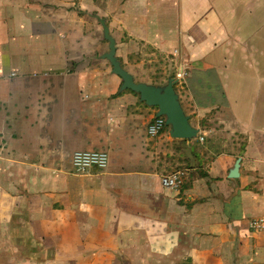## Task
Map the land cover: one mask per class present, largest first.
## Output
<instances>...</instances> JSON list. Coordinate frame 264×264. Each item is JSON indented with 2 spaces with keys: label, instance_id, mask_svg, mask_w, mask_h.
Returning <instances> with one entry per match:
<instances>
[{
  "label": "crops",
  "instance_id": "obj_1",
  "mask_svg": "<svg viewBox=\"0 0 264 264\" xmlns=\"http://www.w3.org/2000/svg\"><path fill=\"white\" fill-rule=\"evenodd\" d=\"M130 6L139 41L187 53L198 137L150 135L158 108L118 75L67 73L94 0H0V264H264V0ZM76 154L109 163L78 172Z\"/></svg>",
  "mask_w": 264,
  "mask_h": 264
},
{
  "label": "rangeland",
  "instance_id": "obj_2",
  "mask_svg": "<svg viewBox=\"0 0 264 264\" xmlns=\"http://www.w3.org/2000/svg\"><path fill=\"white\" fill-rule=\"evenodd\" d=\"M94 2L99 9H94L88 14L81 10V15L84 18L83 34L81 31L77 33V36L82 38V42L91 46V53L86 51L81 56V53L78 52V56L72 60L67 68V73L109 77L115 74L112 71L110 61L102 57L104 53L109 51V41L104 38L103 27L96 18V14L100 15L101 12L111 28V34L117 40V56L123 66L134 75L137 82L165 85L171 77L178 79L177 84L181 79H184L189 71V62L186 60L187 53L185 51L156 50L147 40L141 39L139 41L137 37L132 35L133 29L130 25L131 0H94ZM123 3L125 18L117 22V8ZM80 5L81 3H77L76 6L79 7ZM80 29L79 27L77 30ZM206 139L208 138L206 137ZM206 139L197 141L201 149H205L208 143Z\"/></svg>",
  "mask_w": 264,
  "mask_h": 264
},
{
  "label": "water",
  "instance_id": "obj_3",
  "mask_svg": "<svg viewBox=\"0 0 264 264\" xmlns=\"http://www.w3.org/2000/svg\"><path fill=\"white\" fill-rule=\"evenodd\" d=\"M103 26L104 38L109 41V51L102 55L110 61L112 71L122 79L121 91L132 90L139 94L140 99L148 106L157 107V117H165L166 126H170V134L173 138L194 139L198 137L199 129L194 127L190 116L185 112L180 95L176 90L177 78L171 77L165 85L137 82L134 75L127 70L117 56V40L111 34V29L105 18L98 17ZM241 158L232 168L229 177L240 176Z\"/></svg>",
  "mask_w": 264,
  "mask_h": 264
},
{
  "label": "built area",
  "instance_id": "obj_4",
  "mask_svg": "<svg viewBox=\"0 0 264 264\" xmlns=\"http://www.w3.org/2000/svg\"><path fill=\"white\" fill-rule=\"evenodd\" d=\"M166 126L165 117H157L156 120L149 126V134L155 136L159 134ZM204 139L203 137L201 138ZM109 163L108 156L105 154H76L73 164L78 172H86L93 167L104 169ZM162 183L167 188H177L181 183V175L178 172L171 173L162 178ZM251 227L255 230H264V216L258 219H253Z\"/></svg>",
  "mask_w": 264,
  "mask_h": 264
}]
</instances>
